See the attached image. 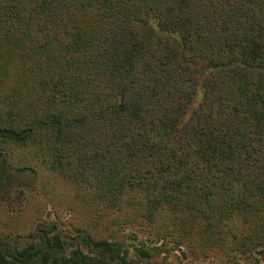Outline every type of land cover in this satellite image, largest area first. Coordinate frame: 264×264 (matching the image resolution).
I'll return each instance as SVG.
<instances>
[{
    "label": "trees",
    "instance_id": "trees-1",
    "mask_svg": "<svg viewBox=\"0 0 264 264\" xmlns=\"http://www.w3.org/2000/svg\"><path fill=\"white\" fill-rule=\"evenodd\" d=\"M0 155L35 174L32 228L51 205L105 230L112 256L138 225L249 257L264 247V0H0ZM18 219L0 199V238Z\"/></svg>",
    "mask_w": 264,
    "mask_h": 264
},
{
    "label": "rangeland",
    "instance_id": "rangeland-1",
    "mask_svg": "<svg viewBox=\"0 0 264 264\" xmlns=\"http://www.w3.org/2000/svg\"><path fill=\"white\" fill-rule=\"evenodd\" d=\"M151 25L162 33L156 20H151ZM202 98L203 90H200L198 102ZM35 185L36 177L31 170L7 168L0 155V199L12 215L21 219L17 220L20 229L0 238V264H43L49 257H58L68 264H264V247L253 251L249 257L229 251L205 252L196 245L179 243L173 236L160 239L153 229L138 225L115 230L114 239L119 248L112 256L102 251L96 242L108 239L109 234L94 224L84 223L77 228L72 224L74 216L66 209L61 217H57L49 205L42 216L34 215L36 223L33 228L27 225L22 216L34 212L35 207H41L37 200L34 202ZM90 218L93 219V215ZM29 247H34L35 255L28 258L20 256L19 252ZM141 247L155 249L156 257H142Z\"/></svg>",
    "mask_w": 264,
    "mask_h": 264
}]
</instances>
